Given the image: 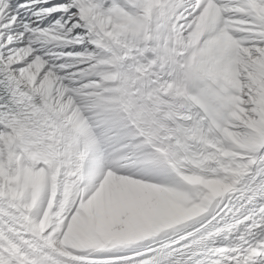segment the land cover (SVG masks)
I'll use <instances>...</instances> for the list:
<instances>
[{"label": "snow or ice", "instance_id": "6c2138e0", "mask_svg": "<svg viewBox=\"0 0 264 264\" xmlns=\"http://www.w3.org/2000/svg\"><path fill=\"white\" fill-rule=\"evenodd\" d=\"M0 264H264V0H0Z\"/></svg>", "mask_w": 264, "mask_h": 264}]
</instances>
